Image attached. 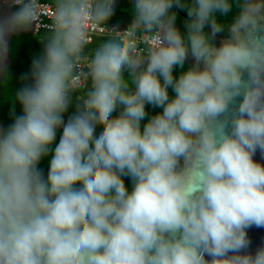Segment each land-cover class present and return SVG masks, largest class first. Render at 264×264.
<instances>
[{"label": "clouds", "instance_id": "9594fccd", "mask_svg": "<svg viewBox=\"0 0 264 264\" xmlns=\"http://www.w3.org/2000/svg\"><path fill=\"white\" fill-rule=\"evenodd\" d=\"M234 6L217 48V13ZM10 7L0 56L10 34L33 26L42 47L30 83L9 96L22 114L13 108L0 134V264H264V249L228 255L264 226V165L253 160L264 152V5L132 0L124 31L108 27L114 0ZM92 31L104 35L89 48ZM189 53L197 66L184 71ZM239 96L231 119H218Z\"/></svg>", "mask_w": 264, "mask_h": 264}, {"label": "trees", "instance_id": "16d2710c", "mask_svg": "<svg viewBox=\"0 0 264 264\" xmlns=\"http://www.w3.org/2000/svg\"><path fill=\"white\" fill-rule=\"evenodd\" d=\"M131 5L132 0H116L114 2L115 14L108 22V25L115 28H127L128 25L132 23V17L128 11ZM237 11L238 10L234 6L233 10L227 16L217 13V22L225 26V31L219 34L227 35L226 31L231 25L235 15L237 14ZM182 12L186 14L184 11ZM184 21L185 19L178 15L177 26L182 32L185 30ZM41 47L40 40L37 38L36 34L24 32L21 34H15L12 37L8 52L11 63L4 70L1 79L0 120L3 125V131L11 126L15 116L22 114L21 106L18 103L13 105L9 99V96L23 87L26 83H30V80H26L25 77L30 73L33 56L40 52ZM188 68L189 66L185 64V68L183 70L186 71ZM181 71V69H175L173 73L174 76L178 77ZM75 95H79V93L74 94L73 105L69 107L68 112L65 113L64 116L65 122L70 116L71 111H75ZM169 95L170 97L175 95L171 88H169ZM13 108H15V116L13 115ZM146 111L151 115H156L160 114L162 109H154L151 106H146ZM118 114L119 109L113 113L114 116ZM145 122L146 121L142 122V124ZM97 131L99 132V129ZM60 134H62V128L58 131L55 143L59 142ZM54 146L55 144L53 147ZM50 158L51 157L49 155L48 157L42 158L39 162L38 167L42 171L43 175L49 168ZM122 179L125 182L126 188L129 190V192H131L133 188L131 177H122ZM77 187H79V185H77Z\"/></svg>", "mask_w": 264, "mask_h": 264}, {"label": "water", "instance_id": "95a60500", "mask_svg": "<svg viewBox=\"0 0 264 264\" xmlns=\"http://www.w3.org/2000/svg\"><path fill=\"white\" fill-rule=\"evenodd\" d=\"M115 1L116 0H114V2ZM10 2L11 0H0V22H3L10 15L12 11V8L10 7ZM254 2H258L264 5V0H254ZM175 10L177 11L178 15H180L184 19H187L186 14H184L180 9H175ZM260 14L262 17H264V7L261 8ZM261 23L264 24V20H262ZM34 29H35V26H33V29L27 32L34 34ZM206 31H209V34H211L210 29L207 27H206ZM21 33H24V32L13 33L7 37L8 47H10V42L12 40L13 35L21 34ZM226 33L227 35L216 34L215 36H213V40L217 48L220 47L223 42H226L230 39V27L227 29ZM10 63H11V60L9 58L8 53L0 56V98H1L2 75H3L4 70ZM185 64L188 65L189 67L197 66V62L195 58L190 53L186 57ZM198 67L200 70H202L204 67L203 62H200ZM242 78L247 79V74L245 73ZM240 102H242V96L236 97L234 101L230 103L229 110L226 113L222 114L218 119L224 120L225 118H228L230 120L233 111L238 109V105ZM0 111H1V108H0ZM226 131L227 132L231 131L230 123L228 127L226 128ZM2 133H3V125L0 120V134ZM253 160L257 163L264 165V152H262L259 148H257L256 153L253 155ZM181 164H183L182 159H181ZM48 170L44 173L45 179H46ZM246 233H247V240H248L247 247L244 249H241L239 253L229 252L228 253L229 256L234 255V254H239V255H251L254 257L259 250L264 249V226L258 227L256 225H252L246 229ZM205 258L206 260H209V261L212 259L207 254L205 255Z\"/></svg>", "mask_w": 264, "mask_h": 264}, {"label": "built area", "instance_id": "2783aa9c", "mask_svg": "<svg viewBox=\"0 0 264 264\" xmlns=\"http://www.w3.org/2000/svg\"><path fill=\"white\" fill-rule=\"evenodd\" d=\"M42 2H43V3H50L51 1H50V0H42ZM50 11H51L50 8L45 10V17H46V18H47L48 13H50ZM108 27H109V28H115V27H112V26H109V25H108ZM118 29H119L120 31H124L126 28H118ZM40 31L43 32L44 29H40ZM36 32H37V29L35 28V29H34V34H36ZM103 35H104V34L100 33L99 31H92V32L90 33V36H89L88 45L93 44V43H94L96 40H98V39H102V38H103Z\"/></svg>", "mask_w": 264, "mask_h": 264}, {"label": "crops", "instance_id": "0c3cea01", "mask_svg": "<svg viewBox=\"0 0 264 264\" xmlns=\"http://www.w3.org/2000/svg\"><path fill=\"white\" fill-rule=\"evenodd\" d=\"M50 1H51V0H50ZM99 40H101V39L96 40L93 44L88 45V47H89V48L93 47V46L95 45V43L98 42Z\"/></svg>", "mask_w": 264, "mask_h": 264}, {"label": "rangeland", "instance_id": "374dc122", "mask_svg": "<svg viewBox=\"0 0 264 264\" xmlns=\"http://www.w3.org/2000/svg\"><path fill=\"white\" fill-rule=\"evenodd\" d=\"M74 112L73 111H71V114L70 115H72Z\"/></svg>", "mask_w": 264, "mask_h": 264}]
</instances>
